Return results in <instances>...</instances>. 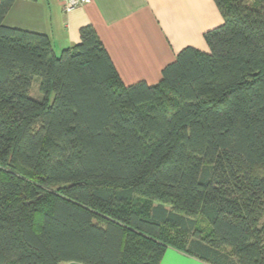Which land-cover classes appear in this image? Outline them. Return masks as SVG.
Instances as JSON below:
<instances>
[{"label":"trees","instance_id":"obj_1","mask_svg":"<svg viewBox=\"0 0 264 264\" xmlns=\"http://www.w3.org/2000/svg\"><path fill=\"white\" fill-rule=\"evenodd\" d=\"M0 264H264V0L125 84L95 28L57 53L4 23ZM37 87L38 95L32 94Z\"/></svg>","mask_w":264,"mask_h":264},{"label":"crops","instance_id":"obj_2","mask_svg":"<svg viewBox=\"0 0 264 264\" xmlns=\"http://www.w3.org/2000/svg\"><path fill=\"white\" fill-rule=\"evenodd\" d=\"M223 21L216 0H91L71 12L61 0H14L4 19L47 34L57 53L79 43L91 24L127 85L157 84L185 47L209 51L205 33ZM160 264L211 263L169 246Z\"/></svg>","mask_w":264,"mask_h":264},{"label":"built area","instance_id":"obj_3","mask_svg":"<svg viewBox=\"0 0 264 264\" xmlns=\"http://www.w3.org/2000/svg\"><path fill=\"white\" fill-rule=\"evenodd\" d=\"M61 1L65 12H71L75 8L84 5L90 2L91 0H61Z\"/></svg>","mask_w":264,"mask_h":264},{"label":"rangeland","instance_id":"obj_4","mask_svg":"<svg viewBox=\"0 0 264 264\" xmlns=\"http://www.w3.org/2000/svg\"><path fill=\"white\" fill-rule=\"evenodd\" d=\"M37 87H38V86H35V87L32 89V90H33V91H32V94L35 95V96L38 95ZM62 264H82V263H80V262H73V263H70V262H63Z\"/></svg>","mask_w":264,"mask_h":264}]
</instances>
